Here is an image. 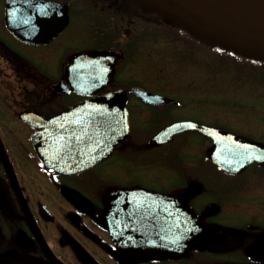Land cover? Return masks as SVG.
I'll return each instance as SVG.
<instances>
[{
    "label": "flooded vegetation",
    "instance_id": "obj_1",
    "mask_svg": "<svg viewBox=\"0 0 264 264\" xmlns=\"http://www.w3.org/2000/svg\"><path fill=\"white\" fill-rule=\"evenodd\" d=\"M36 1L58 7L0 0V254L62 264H264V166L225 170L207 156L220 133L157 138L192 123L264 145V62L169 28L190 62L222 73L192 78V92L150 88L145 78L166 79L147 76L135 56L150 64V39L165 35L159 16L129 0ZM109 96L124 100L128 130L93 162ZM185 100L209 118L179 114ZM68 110L67 128L89 134L82 144L68 138L63 159L90 166L61 172L42 163L32 137Z\"/></svg>",
    "mask_w": 264,
    "mask_h": 264
},
{
    "label": "water",
    "instance_id": "obj_2",
    "mask_svg": "<svg viewBox=\"0 0 264 264\" xmlns=\"http://www.w3.org/2000/svg\"><path fill=\"white\" fill-rule=\"evenodd\" d=\"M34 7L48 6L56 9L57 4L36 0H17ZM138 4L142 9L151 14H158L167 24L184 29L193 39L210 42L224 50L232 51L250 59L264 61V0H129ZM143 94L144 99L158 101V97L135 90ZM161 99V98H160ZM164 99V98H163ZM162 99V100H163ZM167 100V99H164ZM169 100V99H168ZM110 102H116L114 110H110ZM124 100L118 96H109L102 100L101 128L96 131L97 140H101L102 153L93 162L106 156L115 142L124 134L127 122V110ZM105 109V110H104ZM68 110L58 114L44 123L53 126L54 130L44 131L32 137L37 154L44 165L58 171H71L72 166L84 168L89 163H81L79 158L73 161L63 159L64 144L66 140L76 135L80 144L83 139H88V131H73L67 128ZM26 122H33L36 118L32 115H20ZM197 129L202 133H220L216 138L217 143L207 150V156L216 159L217 163L227 171H242L248 165L257 163L264 166V145L236 138H226L227 134L196 126L192 123H179L172 125L157 135L163 140L169 139L174 134L185 129ZM50 141L58 153L51 154L48 148ZM72 143V140L70 141ZM225 144V145H224ZM215 160V161H216ZM91 164V163H90ZM70 167V169H69ZM0 264H62L57 260L44 262L15 252L0 254Z\"/></svg>",
    "mask_w": 264,
    "mask_h": 264
},
{
    "label": "rangeland",
    "instance_id": "obj_3",
    "mask_svg": "<svg viewBox=\"0 0 264 264\" xmlns=\"http://www.w3.org/2000/svg\"><path fill=\"white\" fill-rule=\"evenodd\" d=\"M165 35L157 38H152L149 41V61H142V56L136 55V61L141 63V67L149 71L147 76H153L157 74V77H164L166 79V85L157 83L151 78H145L144 84L150 88L161 87L168 88L167 91H173L174 93L178 90L192 92L193 82L192 78H196L197 82H202L205 76L215 75V72L222 73L221 69H215L211 71L206 67H201L199 64H194L193 61L188 60L190 51L186 46L183 45V41L173 35L169 27L161 25ZM146 47H141L140 50ZM139 54V53H138ZM141 55V54H139ZM204 57V56H203ZM207 59L206 57H204ZM204 59V60H205ZM149 64L150 68H146L145 65ZM158 65V66H157ZM157 70L159 72H157ZM261 75L264 77V69H262ZM238 71H234L237 74ZM201 89V84H199ZM189 102L185 100V103ZM185 108L179 111V114L190 115L197 118H209L207 109H201L199 106L186 105Z\"/></svg>",
    "mask_w": 264,
    "mask_h": 264
},
{
    "label": "bare ground",
    "instance_id": "obj_4",
    "mask_svg": "<svg viewBox=\"0 0 264 264\" xmlns=\"http://www.w3.org/2000/svg\"><path fill=\"white\" fill-rule=\"evenodd\" d=\"M189 1H191V2H193V3H197L198 1L197 0H189ZM205 1V0H204ZM156 97H158L159 99H158V101H160V102H168L169 100L167 99V98H164V99H167V100H164L163 99V97H159V96H156ZM161 98V99H160ZM163 99V100H162Z\"/></svg>",
    "mask_w": 264,
    "mask_h": 264
}]
</instances>
